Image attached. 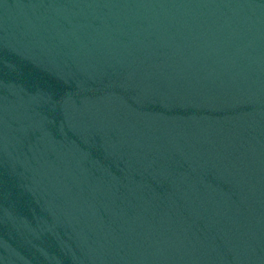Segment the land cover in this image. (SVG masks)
Returning a JSON list of instances; mask_svg holds the SVG:
<instances>
[{
  "label": "water",
  "instance_id": "95a60500",
  "mask_svg": "<svg viewBox=\"0 0 264 264\" xmlns=\"http://www.w3.org/2000/svg\"><path fill=\"white\" fill-rule=\"evenodd\" d=\"M0 264H264V0H0Z\"/></svg>",
  "mask_w": 264,
  "mask_h": 264
}]
</instances>
